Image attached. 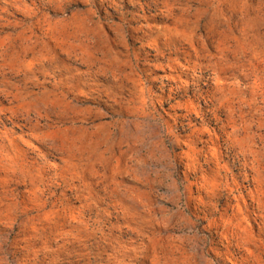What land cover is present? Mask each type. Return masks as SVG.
Wrapping results in <instances>:
<instances>
[{
    "label": "rangeland",
    "instance_id": "rangeland-1",
    "mask_svg": "<svg viewBox=\"0 0 264 264\" xmlns=\"http://www.w3.org/2000/svg\"><path fill=\"white\" fill-rule=\"evenodd\" d=\"M0 264H264V0H0Z\"/></svg>",
    "mask_w": 264,
    "mask_h": 264
}]
</instances>
